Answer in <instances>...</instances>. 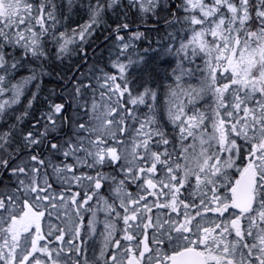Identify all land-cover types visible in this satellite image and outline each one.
Segmentation results:
<instances>
[{
    "label": "snow or ice",
    "instance_id": "6c2138e0",
    "mask_svg": "<svg viewBox=\"0 0 264 264\" xmlns=\"http://www.w3.org/2000/svg\"><path fill=\"white\" fill-rule=\"evenodd\" d=\"M0 264H264V0H0Z\"/></svg>",
    "mask_w": 264,
    "mask_h": 264
}]
</instances>
